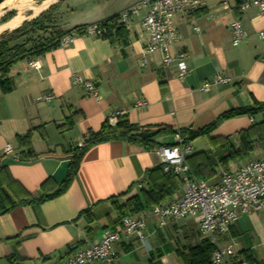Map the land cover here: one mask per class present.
<instances>
[{"label": "crops", "instance_id": "0c3cea01", "mask_svg": "<svg viewBox=\"0 0 264 264\" xmlns=\"http://www.w3.org/2000/svg\"><path fill=\"white\" fill-rule=\"evenodd\" d=\"M138 1L94 0V16L76 24L65 21L59 28L67 31L97 24ZM224 1L231 9L223 8ZM236 5V0H205L200 10L176 17L179 41L171 52L186 57L190 72L183 80L174 66L160 69L158 54L150 56L145 67L141 65L140 51L147 38L140 27L144 9L118 26L123 39L117 38L114 29L102 38L76 35L67 45L14 63L7 74L11 91L0 90V166L7 167L12 179L27 193L41 194L47 179L56 185L64 179L75 143L98 131L105 121L114 126L119 115L139 127L170 125L197 130L226 111L263 102L264 39L259 34L264 33V15L255 6L239 11ZM234 20L240 21L243 31L236 47L230 33ZM33 61L39 69L29 67ZM216 72L230 77L231 82L202 91L201 84ZM73 74L95 85L97 99L71 83ZM45 94L52 99L41 100ZM139 101L145 105L136 107ZM76 111L80 116L73 127L60 133L56 127ZM261 119L259 114L220 122L202 138L208 143L211 137L225 138ZM30 130V148L35 155L21 161L18 154L25 148L18 146L15 137ZM158 141L172 143V135L161 136ZM6 145L13 154L3 153ZM214 150L211 147L209 151ZM263 150L256 147L247 159L229 162L226 169L218 168L217 172L240 167L260 157ZM159 165L154 149L121 141L91 147L62 195L0 215V264H52L98 239L102 232L88 234L79 212L89 209L95 219L107 214L114 201L123 204L137 194L138 185L145 187L148 171ZM214 181L216 177L208 182ZM160 241L168 243L161 245ZM220 241L232 247L233 259L240 264H264V211L241 215ZM200 242L198 225L192 219L157 229L154 219L148 217L142 239H123L115 247L113 262L92 264H183L178 252ZM245 256L253 262L243 261Z\"/></svg>", "mask_w": 264, "mask_h": 264}, {"label": "built area", "instance_id": "2783aa9c", "mask_svg": "<svg viewBox=\"0 0 264 264\" xmlns=\"http://www.w3.org/2000/svg\"><path fill=\"white\" fill-rule=\"evenodd\" d=\"M234 7L244 11L251 6L258 8L264 15V0H236ZM205 0H139L131 7L123 10L117 18L116 26L126 24L130 15H137L142 9L145 14L140 27L147 34L140 51V63L147 65L148 58L153 54L159 55L160 69L174 66L179 79L183 80L190 72L186 57L183 53H172V48L179 41L175 19L200 10ZM224 9H231L227 1L223 2ZM231 42L238 46L243 37L240 21L230 24ZM106 34L98 24L89 25L84 29V35L102 38ZM264 39V33L259 34ZM76 34L65 35L60 40V46L67 45ZM30 68L39 69L37 62H30ZM231 78L216 72L210 80L201 84L202 91H208L212 86L228 85ZM71 83L79 85L97 99L95 85L77 74L71 76ZM41 100L50 101L52 96L45 94ZM142 101L136 107H143ZM172 145L154 149L160 159L163 174L175 176L180 182V188L166 200L153 206L147 211L135 215H126L113 230H105L94 241L75 250L71 255L52 264H92L111 263L116 259L115 247L123 239L134 237L143 238L148 217L155 221L157 229H164L172 222L192 219L199 229L201 241H207L213 246L210 257L211 264H230L234 252L230 245L221 244V239L227 236L231 227L241 215L264 211V150L262 155L248 160L240 167L220 170L217 181L193 177L186 164V158L192 154L191 143L186 141L178 132L172 135ZM85 139L75 143V148L81 149ZM4 154H13L9 145L3 149ZM143 185H138L141 188Z\"/></svg>", "mask_w": 264, "mask_h": 264}, {"label": "trees", "instance_id": "16d2710c", "mask_svg": "<svg viewBox=\"0 0 264 264\" xmlns=\"http://www.w3.org/2000/svg\"><path fill=\"white\" fill-rule=\"evenodd\" d=\"M57 7L58 5L51 7L37 19L23 24L15 31L5 32L0 35V90L3 93L11 91L12 84L7 74L14 63L29 57L41 56L58 48L61 38L65 35H84V29L87 26H76L70 30L63 31L54 24L52 16ZM15 14V12L7 13L0 19V23H6ZM117 18L118 15L97 23L105 29L106 34L104 37L109 36L114 29L117 38L123 39L122 28L116 26ZM259 114H262V119L246 130L225 138H209V144L215 149L214 151L194 152L186 158V164L193 177L211 181L216 177L218 168L226 169L229 162L247 159L256 147H263L264 149V101L254 102L249 107L226 111L219 115L212 124L197 130L176 129L170 125L139 127L131 124L125 115H119L114 126H110L105 121L98 131L89 132L83 137L85 144L81 149L74 148L64 179L57 185L52 179H47L41 185V194L27 193L18 182L12 179L7 167L0 166V215L6 214L17 207L44 203L62 195L75 178L84 154L95 145L110 141H121L139 146L145 150H152L173 144L159 142L158 138L161 136H169L178 132L182 137L186 138V141L193 142L208 136L220 122L241 116L254 117ZM78 116H80V112H74L64 120L63 124L56 127L57 130L60 133L69 131ZM32 131L30 130L24 135L15 137L18 146L25 148L24 151L18 154V158L21 161L25 157H33L35 155L30 148ZM147 175L148 181L145 187L139 188L137 194L127 199L123 204H118V202L114 201L112 210L107 214L95 219L89 209L80 211L78 218L82 217L86 221L87 233L95 236L97 232L113 230L122 217L147 211L166 200L180 188L179 180L173 175L163 174L160 165L148 171ZM212 251L213 246L210 243L201 241L198 244L188 246L185 251L178 252V256L183 264H211ZM243 261L253 262L249 256H245ZM240 262L234 258L230 261V264H240Z\"/></svg>", "mask_w": 264, "mask_h": 264}, {"label": "rangeland", "instance_id": "374dc122", "mask_svg": "<svg viewBox=\"0 0 264 264\" xmlns=\"http://www.w3.org/2000/svg\"><path fill=\"white\" fill-rule=\"evenodd\" d=\"M29 0H10L9 3L19 4ZM35 4L40 3L42 0H32ZM94 0H64L62 1L57 10L53 13V21L54 24L58 27L65 21H68L70 24H76V22H80L81 20L89 19L88 17L94 16L92 13V4ZM137 3V2H136ZM36 7H31L29 10L34 13V9ZM38 8V7H37ZM22 11V17L30 14L29 11L24 9H19L17 12ZM17 15V14H16ZM62 27V26H61ZM192 152H200V151H209L211 147L208 143L207 138H201L193 141L191 144ZM161 245H164L168 242L160 241Z\"/></svg>", "mask_w": 264, "mask_h": 264}, {"label": "water", "instance_id": "95a60500", "mask_svg": "<svg viewBox=\"0 0 264 264\" xmlns=\"http://www.w3.org/2000/svg\"><path fill=\"white\" fill-rule=\"evenodd\" d=\"M6 0H0V19L5 16L7 13L15 12L17 14V11L19 9H24L30 12L29 15L22 17L19 21L14 23L13 25L10 24V22L15 18V16L7 21L6 23L1 24L0 23V35L7 32L10 33L12 31H15L16 29L20 28L23 24L29 23L35 19H37L39 16H41L43 13L47 12L51 7L59 5L64 0H42L40 3L35 4L32 0L19 3V4H13L8 3L4 7H1V5ZM46 2L45 5H43ZM31 7H42V9L39 11V13L35 16H33L32 12L29 10Z\"/></svg>", "mask_w": 264, "mask_h": 264}, {"label": "bare ground", "instance_id": "6f19581e", "mask_svg": "<svg viewBox=\"0 0 264 264\" xmlns=\"http://www.w3.org/2000/svg\"><path fill=\"white\" fill-rule=\"evenodd\" d=\"M10 2V0H6L1 7H4L5 5H7ZM46 2L43 4L45 5ZM35 11L33 13V16L37 15L39 13V11L42 9V7H36L33 8ZM20 19H22V11L20 10V12H17V15L15 16V18L10 22L11 25H13L14 23H16L17 21H19Z\"/></svg>", "mask_w": 264, "mask_h": 264}]
</instances>
